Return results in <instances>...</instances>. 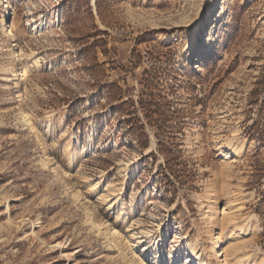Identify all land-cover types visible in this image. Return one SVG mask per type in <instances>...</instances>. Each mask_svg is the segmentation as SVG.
Here are the masks:
<instances>
[{"label": "rangeland", "instance_id": "1", "mask_svg": "<svg viewBox=\"0 0 264 264\" xmlns=\"http://www.w3.org/2000/svg\"><path fill=\"white\" fill-rule=\"evenodd\" d=\"M211 1L0 0V264H264V0Z\"/></svg>", "mask_w": 264, "mask_h": 264}, {"label": "bare ground", "instance_id": "2", "mask_svg": "<svg viewBox=\"0 0 264 264\" xmlns=\"http://www.w3.org/2000/svg\"><path fill=\"white\" fill-rule=\"evenodd\" d=\"M216 1L217 0H212L211 1V5H210L209 11L207 13L208 17L211 15V11H212L213 7L215 6ZM9 16H10L9 15V11L7 9L6 12L4 13V15H2V17L0 19V26L2 28L7 26V20L9 18ZM198 38H199V34H195L193 36L192 41H190L187 45H185V47H183L184 48L183 51L187 53L188 57H191V54L193 56L196 53L197 47L194 46L193 43H196ZM14 57L16 58L18 56L15 55ZM15 65H17V62L15 63ZM15 75H17V74L15 73ZM206 219H208V230L211 231L209 247H208V250H207L208 256L211 257V256H216L219 253V251H220L221 236H220L218 231L213 229V213H212L211 208L208 209ZM103 246H104V250L108 249L109 246H110V241H108V243L104 244Z\"/></svg>", "mask_w": 264, "mask_h": 264}]
</instances>
